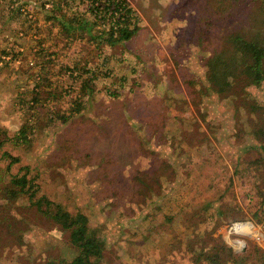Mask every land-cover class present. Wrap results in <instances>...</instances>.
Masks as SVG:
<instances>
[{
    "label": "rangeland",
    "instance_id": "1",
    "mask_svg": "<svg viewBox=\"0 0 264 264\" xmlns=\"http://www.w3.org/2000/svg\"><path fill=\"white\" fill-rule=\"evenodd\" d=\"M128 1L143 29L96 50L48 19L64 22L91 0H0V128L11 138L0 149V174L9 162L4 152L19 158L10 175H0V264L76 255L69 231L34 203L43 195L86 213L101 230L98 264H215L204 253L215 255L222 244L231 251L222 248L217 264H264V85L230 76L238 93L219 95L208 87L204 64L216 50L235 54L233 35L264 45V0ZM86 54L102 76L70 115L80 88L55 66ZM52 69V85L70 91L29 113L32 90ZM128 115L143 126L142 136L130 130ZM25 123L31 134L19 143ZM156 124L167 126L153 139ZM145 137L152 144L143 153ZM19 172L35 180V195L5 192Z\"/></svg>",
    "mask_w": 264,
    "mask_h": 264
},
{
    "label": "trees",
    "instance_id": "2",
    "mask_svg": "<svg viewBox=\"0 0 264 264\" xmlns=\"http://www.w3.org/2000/svg\"><path fill=\"white\" fill-rule=\"evenodd\" d=\"M91 2L90 7L86 9L84 13L80 11L76 12L72 18L64 14V19L66 18L64 22L57 19L59 16H55V14L48 17V19L55 18V21L62 24L61 29H65L68 35L74 36L76 40L79 37L81 41L87 39L96 50H100L104 46H116L130 41L143 29L141 17L128 0H91ZM54 4H56L53 8L54 13H59L63 10L59 2ZM87 14L90 16H87ZM97 28L98 30H96ZM96 31H100V33L96 34ZM77 33H79V35H77ZM230 39V42L235 48V54L227 56L226 51L216 50L212 57L206 58L204 63L205 66H207L206 72L209 81V89L219 95L228 97L231 96L232 93H238V91L233 88L235 83L230 79V76L235 77L241 74L245 77L244 82L246 85H264V45L261 44V41L258 39L250 40L238 34L233 35ZM86 50L87 47L83 48V53L86 52ZM89 50L92 53L90 48ZM89 55L90 54H86L85 58ZM40 57H42L40 66H44L46 60L42 54ZM84 59H80L72 65L69 62H65L62 65L57 64V66H55L57 69L59 66H62L60 69L64 71L65 75L71 78L73 85L80 88V95L77 96L73 102L70 115L81 111L83 105L82 100L94 91L95 80L102 76L98 67L100 64L95 63L96 61L93 55H91L90 59ZM55 73L54 69H52L49 73V77L45 80L46 82L44 81L45 83H43L42 80H40L36 89L32 90L31 104L28 105L29 113L32 111H35L34 113H39L40 109H37V107L42 105L41 102L43 100H48V98L52 96H55V99H57V97L62 99L63 91H70V89L64 86H62L61 91H59V85H52L55 81L52 80L51 77ZM242 90H244L243 86ZM34 108H36V110H34ZM55 112L54 110L52 111V113ZM31 116H35V114H31ZM144 116L145 114L141 115L140 118L143 119ZM149 117L152 118V116ZM29 118L31 121H34L31 117ZM69 118L70 116L63 115L64 121H67ZM127 122L130 130L133 131L135 129L139 135H143L141 133L144 130L143 126L135 119H132L130 115H128ZM166 126L167 125L161 124L159 127V125L156 124V130L158 129L161 133H156V130H154L150 134L152 135L150 137H153V139L156 137L162 138L165 134L163 130ZM29 131H31V126L25 123L22 129L18 131L16 140L19 143H27L29 140V133L31 134ZM10 140L11 138L8 136V133L3 130V128H0V149ZM151 144L152 142L150 139L145 137V140L142 141L143 146H141L143 153L151 149V147H149ZM261 146L263 147V145ZM152 150L155 153L157 152L154 149ZM3 157L4 159H9V162L4 172L0 174L2 177L1 180L3 179V174L10 175L12 165L19 162L18 157L12 156L7 152L3 153ZM261 162H264V158ZM139 170L143 177L149 173V168L147 167L139 168ZM28 176V173L24 172H19L14 175L11 174L8 183L5 185V192L9 193L12 197H18L22 194L30 196L35 195L33 185L35 180L33 178H28ZM259 181L260 180H258V183ZM1 190L4 191L3 189ZM34 203L37 204L40 209H45V211L61 225L63 230L69 231L70 242L76 249V255L72 260L67 262L59 261L51 264L99 263L104 254L105 240L100 235L101 230H97L90 225V219L86 213L78 212L73 214L62 204L50 201L45 195L40 196ZM222 248L226 249L228 254L231 251L225 244L215 245L217 253L215 255H210L205 252L203 258L217 264V261H219L218 258L220 257L219 253L222 251ZM202 255L201 252L198 258L200 259Z\"/></svg>",
    "mask_w": 264,
    "mask_h": 264
},
{
    "label": "built area",
    "instance_id": "3",
    "mask_svg": "<svg viewBox=\"0 0 264 264\" xmlns=\"http://www.w3.org/2000/svg\"><path fill=\"white\" fill-rule=\"evenodd\" d=\"M20 10H22V11H24L25 13H27V11L25 10V8L24 7H20L19 8ZM242 227V225L241 224H239V223H236V224H234V225H232L231 226V228H233V230L235 229L236 231L239 229V228H241ZM243 227H245V226H243ZM242 244L239 242L238 244H236V248L238 249V250H241L242 249Z\"/></svg>",
    "mask_w": 264,
    "mask_h": 264
}]
</instances>
